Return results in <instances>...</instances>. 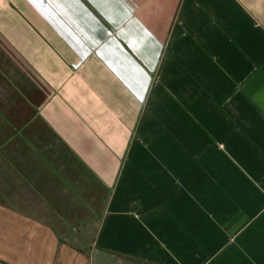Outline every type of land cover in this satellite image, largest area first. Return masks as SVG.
Wrapping results in <instances>:
<instances>
[{"label": "crops", "instance_id": "1", "mask_svg": "<svg viewBox=\"0 0 264 264\" xmlns=\"http://www.w3.org/2000/svg\"><path fill=\"white\" fill-rule=\"evenodd\" d=\"M0 264H264V0H0Z\"/></svg>", "mask_w": 264, "mask_h": 264}, {"label": "rangeland", "instance_id": "2", "mask_svg": "<svg viewBox=\"0 0 264 264\" xmlns=\"http://www.w3.org/2000/svg\"><path fill=\"white\" fill-rule=\"evenodd\" d=\"M233 6V5H232ZM225 9H226V5H225ZM212 151L214 152V151H216L214 148L212 149ZM224 155L223 153H221L220 155L216 152V157H217V160H218V162H219V164L221 163L222 165H223V170L224 171H226V170H229V171H231V172H233L232 174H234V177L235 178H237V179H239V181L241 182V184L243 183V180H244V178H245V176H243L242 174H240L237 170V167L236 166H234L229 160H228V157L226 156L225 158H223L222 156ZM242 157H239V161L241 162V159ZM226 160L228 161V163L226 162ZM233 163L234 164H237L235 161H233ZM238 168H240L241 169V167L239 166ZM226 169V170H225ZM165 183H166V181H165ZM149 185L151 186V188H152V192H153V186H152V181H150L149 182ZM155 185H156V188H157V186H158V181L157 180H155ZM160 185H162V182L160 181ZM179 187H180V185H178L177 183H176V181H173V178H172V181L170 180L169 181V188H170V190L171 191H178L179 190ZM161 188H162V186H161ZM255 228V227H254ZM249 230H252V228L251 229H249ZM249 234V232H247V233H245L244 234V236H246V235H248Z\"/></svg>", "mask_w": 264, "mask_h": 264}]
</instances>
